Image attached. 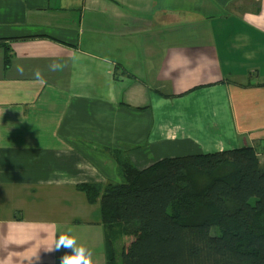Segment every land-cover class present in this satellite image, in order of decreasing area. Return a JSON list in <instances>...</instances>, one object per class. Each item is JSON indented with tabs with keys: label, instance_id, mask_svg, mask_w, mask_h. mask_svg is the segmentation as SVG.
<instances>
[{
	"label": "crops",
	"instance_id": "0c3cea01",
	"mask_svg": "<svg viewBox=\"0 0 264 264\" xmlns=\"http://www.w3.org/2000/svg\"><path fill=\"white\" fill-rule=\"evenodd\" d=\"M243 146L264 166V0H0V264L99 227L76 185L120 181L114 151Z\"/></svg>",
	"mask_w": 264,
	"mask_h": 264
},
{
	"label": "trees",
	"instance_id": "16d2710c",
	"mask_svg": "<svg viewBox=\"0 0 264 264\" xmlns=\"http://www.w3.org/2000/svg\"><path fill=\"white\" fill-rule=\"evenodd\" d=\"M120 181L80 183L99 207L105 264H264V166L255 148L166 157L114 151ZM136 234L132 258L114 240Z\"/></svg>",
	"mask_w": 264,
	"mask_h": 264
},
{
	"label": "rangeland",
	"instance_id": "374dc122",
	"mask_svg": "<svg viewBox=\"0 0 264 264\" xmlns=\"http://www.w3.org/2000/svg\"><path fill=\"white\" fill-rule=\"evenodd\" d=\"M96 210L98 211V207L96 205ZM85 215V214H84ZM82 215L81 218H79L82 221H85L87 216ZM98 216V213H97ZM94 219V215L92 216ZM99 218V216H98ZM67 220H70V217L67 218ZM80 226L78 223L76 224H69V225H59L58 230V236L59 233H63L67 228H71L73 230V234L78 238V242L80 244H83L86 248L90 249L93 253V261L94 264H104L103 258H104V245H103V239H104V228L100 224L95 225V227L91 226ZM97 227V228H96ZM136 238V234L133 233H124L120 236H118L114 240V246L116 249V261L117 263H121L122 260V251L124 250L125 253L129 258H132V252H133V241ZM58 254V264H59V258L65 254V250L61 249L60 251H57ZM98 254V255H97ZM101 256V257H100Z\"/></svg>",
	"mask_w": 264,
	"mask_h": 264
},
{
	"label": "clouds",
	"instance_id": "9594fccd",
	"mask_svg": "<svg viewBox=\"0 0 264 264\" xmlns=\"http://www.w3.org/2000/svg\"><path fill=\"white\" fill-rule=\"evenodd\" d=\"M39 73L37 77L39 78ZM43 83V81H41ZM65 250V254L59 258V264H94L93 253L83 244L78 242V238L73 234L71 228H67L63 233H59L58 238L53 233V240L45 250L48 252ZM40 256L38 252H33L25 257V264H39Z\"/></svg>",
	"mask_w": 264,
	"mask_h": 264
}]
</instances>
